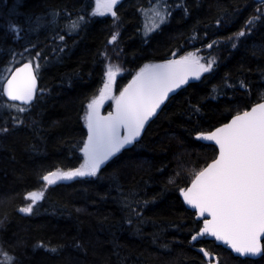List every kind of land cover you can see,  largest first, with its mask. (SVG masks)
Masks as SVG:
<instances>
[{"label": "trees", "instance_id": "trees-1", "mask_svg": "<svg viewBox=\"0 0 264 264\" xmlns=\"http://www.w3.org/2000/svg\"><path fill=\"white\" fill-rule=\"evenodd\" d=\"M150 1L123 0L116 17H96L91 0H0V264H264V255L193 241L203 220L181 200L218 153L198 136L264 100V0H181L145 36ZM191 51L213 58V69L170 98L138 140L96 177L49 186L31 214L20 211L43 175L82 163L86 108L108 56L121 66V91L146 65ZM25 62L39 64L31 106L2 91Z\"/></svg>", "mask_w": 264, "mask_h": 264}, {"label": "snow or ice", "instance_id": "snow-or-ice-1", "mask_svg": "<svg viewBox=\"0 0 264 264\" xmlns=\"http://www.w3.org/2000/svg\"><path fill=\"white\" fill-rule=\"evenodd\" d=\"M117 3L118 0H96V9L92 14L110 13L116 17L114 8ZM72 27L75 29L78 24L73 22ZM239 35L243 36L244 32ZM116 38L114 35L110 42ZM187 59L146 65L132 83L115 97V114L100 116L97 100L93 99L87 106L89 111L85 117L89 130L82 149L85 163L76 169L64 171L58 168L48 172L42 177L46 185L96 176L101 165L136 141L170 91L187 83L189 74L199 78L201 72L210 71L211 65L192 68L182 63ZM32 67L25 64L6 81L3 91L11 101L27 105L34 99L36 76L31 71L26 76L21 75ZM35 68L38 69L39 64ZM106 76L104 90L112 83L111 66ZM100 95L104 96L103 90ZM18 110L23 112L26 109L20 107ZM121 129L126 133L123 136ZM198 138L214 141L219 146V155L195 175L190 188L181 190L186 203L198 209L201 217L205 213L211 216V219H204V227L192 236V240L207 235L223 242L240 256L264 255V245L261 244V237L264 236V103L256 104L250 111L236 115L230 123L210 133L200 134ZM44 195V191L27 193L25 199L31 203L20 211L31 214L33 206ZM205 255L208 253L205 252Z\"/></svg>", "mask_w": 264, "mask_h": 264}, {"label": "rangeland", "instance_id": "rangeland-1", "mask_svg": "<svg viewBox=\"0 0 264 264\" xmlns=\"http://www.w3.org/2000/svg\"><path fill=\"white\" fill-rule=\"evenodd\" d=\"M91 2H92L91 14H92L96 9V0H91ZM180 2H181V0H151L149 3H147L146 6L141 9L142 10V18H143L142 19L143 20V25H142L143 34L145 36H148L151 33H153L154 31H156L161 25H163L167 21L168 16L170 14V11L173 10L174 8H176L177 6H179ZM92 16H96V17L111 16V17H113L110 13L105 14V15H93L92 14ZM77 28L78 27H76L75 29H72V30L70 29V31L76 32ZM111 53H113V51H111ZM184 57L188 58L186 61H198L201 65H204L205 67L211 65L210 71L214 67L213 58H211L208 54H206L203 51H201V52L200 51H191V52H187V53L182 54V55L181 54L177 55V56L175 55V56H173V58L171 60H174V61L182 60V58H184ZM106 62L107 63L105 65V73H104L103 83L101 85V88L99 90L98 95L95 98H93V99L97 100V102L99 100H104L105 108L103 110V114L106 113L105 110L107 108L110 111L109 113L114 112L115 107H116L115 97H118L120 95V93L122 92V90L117 91V89H116V80L123 73L121 66L116 62H112V58H110L109 56L107 57ZM110 66L112 67V70H113L112 83L109 85V88L107 90H104L103 85H104V83L107 82L106 72L108 71V68ZM207 72H209V71H207ZM204 73H206V72H204ZM101 90L104 91L103 97H101V95H100ZM93 99L89 103H91L93 101ZM88 111H89V109L87 107L85 117H86V114ZM85 117H84V125L88 131L87 120L85 119ZM82 155H83V161L80 164V166L85 163V159H86L83 151H82ZM96 176H85V177H78V178H94ZM75 179H77V178H75ZM70 181H72V180H70ZM70 181H61V182H70ZM58 183H60V182H58ZM48 187L49 186L46 185V182H44L42 180V185H41L40 189H38L36 191H44V193H45L46 189ZM26 201H27V206H28L31 203V201L30 200H26ZM34 206H33V208H34Z\"/></svg>", "mask_w": 264, "mask_h": 264}, {"label": "water", "instance_id": "water-1", "mask_svg": "<svg viewBox=\"0 0 264 264\" xmlns=\"http://www.w3.org/2000/svg\"><path fill=\"white\" fill-rule=\"evenodd\" d=\"M120 3H121V0H118V3L116 4L115 8H116ZM115 8H114V9H115ZM167 62H168V61H167ZM167 62L157 63V64H153V65L165 64V63H167ZM182 63L187 64V65H189V66L192 67V68H197L199 65H201L198 61H186V60H185V61H182ZM25 64H31V65H33V64L30 63V62H25V63H23V64L17 66L16 68H14V69L10 72V74L7 76V78L5 79V81L3 82V85H2V91H3V89L6 87V81H7L8 79H11V77L15 74V70L18 69V68H22ZM29 71H31V72L36 76V92H35V96H34V99L32 100V102H31L30 104L25 105V104H23V103L20 102V101H11V100L7 97V95L4 93V91H3L4 98L6 99L7 102H9V103H13V104H17V105H19V106H31V105L34 103V101H35V99H36V96H37V94H38V90H39V80H38V77H37V74H36V70H35L34 65H33L32 68H30V69H26V70H25V73H22L21 75H22V76H26L27 73H28ZM139 73H140V72H139ZM139 73H137V74L135 75V77H134V78H133V79H132L127 85H126L125 88H127V87L132 83V81L137 77V75H138ZM202 75H203V72L200 73L199 78H196L195 76L189 74V76H188V82H187V83L182 84V85H180L178 88H174L172 91H170V92L167 94V98L163 101V103L160 105V107L156 110V114H155L154 116H152V117L147 121V123L145 124L144 129L142 130L140 137L144 134V132H145L146 128L149 126V124H150V123H151V122H152V121L158 116V114L161 112V110H162L163 107L166 105V103L169 101V99L172 98L174 95H176L179 91H181L182 89H184L185 87H187L189 84H192V83L196 82L197 80H199V79L202 77ZM125 88H124V89H125ZM124 89H123V90H124ZM258 103H264V100H263V101H260V102H258ZM258 103H256V104H258ZM256 104H254L253 106H251L249 109H246L245 111H250L251 108L254 107ZM97 107H98V111H99L100 116H108V115L103 114V110H104V108H105V102H104V100H99V101L97 102ZM115 112H116V107H115V110H114V112H113L112 114H115ZM243 112H244V111H243ZM243 112H241V113H239V114H242ZM237 115H238V114H237ZM235 116H236V115H235ZM235 116H233V117H232L227 123H225V124L230 123V122L232 121V119H233ZM225 124H223V125H225ZM223 125H221V126H219V127H217V128H220V127H222ZM217 128H215V129H217ZM215 129L212 130V131H215ZM212 131H210V132H212ZM210 132H207V133H210ZM207 133H205V134H207ZM125 134H126V133H125V130H124V129H121V135L123 136V135H125ZM88 135H89V130H88ZM140 137H139V138H140ZM139 138H138V139H139ZM87 139H88V137H87ZM138 139H137V140H138ZM200 140H201L202 143H204V144H208V145H212V146H214V147L217 149V152H218V153H217V156H216V158H215V159H217V157H218V155H219V146L216 145L214 141H208V140H204V139H200ZM86 142H87V141H86ZM134 142H135V141H134ZM134 142H133V143H134ZM133 143H132V144H133ZM132 144H131V145H132ZM129 146H130V145H126L123 149H121V151H120L119 153H121L124 149H126V148L129 147ZM119 153H117V154H116L114 157H112L109 161L113 160V159H114ZM215 159H214V160H215ZM214 160H213V161H214ZM109 161H107L105 164L101 165L100 169H101L103 166H105ZM213 161H212V162H213ZM212 162H210L209 164H211ZM209 164H208V165H209ZM208 165H207V166H208ZM207 166H206V167H207ZM206 167H205V168H206ZM201 171H202V170H201ZM194 179H195V178H194ZM194 179H193V180H194ZM191 185H192V182L189 184V186H188L186 189L190 188ZM186 189H185V190H186ZM181 200L183 201L185 207H186L188 210H190V211L196 213V219H197V220H203V221H204V219H211V216H209L207 213H205L204 217H201L200 214H199L198 209L193 208L192 206H190V205H188V204L186 203V201L184 200V197H183V194H182V193H181ZM203 227H204V224H203ZM205 237H206L207 239H214V240H216L214 237H210V236H207V235H205ZM199 238H201V237H199ZM199 238H198V239H199ZM263 241H264V236L261 237V244H262V245H263ZM216 242H217L220 246H222L223 248H225V249H227V250H230V251L232 252V254H233L235 257H237V258H241V259L249 258V259H252V260H257V259H259V258L262 257V255H260V256H240V255H238L237 253H235V252H234L229 246L225 245L223 242L218 241V240H216Z\"/></svg>", "mask_w": 264, "mask_h": 264}]
</instances>
